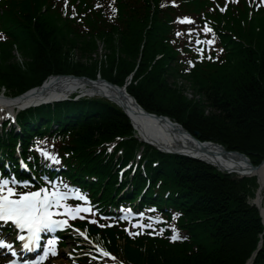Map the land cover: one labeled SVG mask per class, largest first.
Returning <instances> with one entry per match:
<instances>
[{
    "label": "trees",
    "instance_id": "1",
    "mask_svg": "<svg viewBox=\"0 0 264 264\" xmlns=\"http://www.w3.org/2000/svg\"><path fill=\"white\" fill-rule=\"evenodd\" d=\"M183 1L185 4L177 8L169 0H117L115 19L94 14L97 21L90 20V26L77 31L48 0H7L2 4V26L14 39L0 43V87L19 95L52 74L95 79L99 73L123 86L132 75L127 91L146 110L169 115L191 132L200 131L202 141L216 140L228 149L251 155L264 153V111L255 113L263 115L250 122L242 111L251 105V99L264 104V8L254 10L252 18L245 0L227 8L214 0ZM202 11L215 19L214 29L221 34L227 51L212 52L211 61L186 72L187 65L181 62L190 55L183 39L185 31L181 27L177 35L170 22L176 14L192 16ZM95 38L105 42L109 51L106 59L92 58L98 49ZM15 44L23 62L14 58ZM78 51L81 60L74 58ZM87 55L91 59L83 60ZM183 78L193 85L195 97L183 93ZM207 107L211 109L208 114ZM19 123L22 133L16 127L4 132L0 148H13L18 139L29 143L35 135L45 137L57 124L59 130L47 138L63 142V146L54 147L77 171L71 176L75 180L97 176L106 197L117 188L113 170L117 173L119 166L115 161L123 158L127 162L142 146L124 111L99 98L33 108L20 113ZM118 137L124 140L113 152L104 146L97 148ZM145 146L147 177L157 193H151L148 186L142 199L168 203L163 198L166 192L172 201L169 191L180 188L183 198L177 205H185L181 222L189 239L171 243L127 238L120 243L116 229H109L106 248L130 264H246L264 230L259 210L248 203V182L203 161ZM144 178L146 182L143 172L136 171V192L144 186ZM262 239L254 264H264V233Z\"/></svg>",
    "mask_w": 264,
    "mask_h": 264
},
{
    "label": "bare ground",
    "instance_id": "2",
    "mask_svg": "<svg viewBox=\"0 0 264 264\" xmlns=\"http://www.w3.org/2000/svg\"><path fill=\"white\" fill-rule=\"evenodd\" d=\"M248 16L253 18L254 13H251L250 10H248ZM75 91L102 95L103 97H106L107 99H110L123 107L131 117L134 128L136 129L135 132L136 134L138 133L136 138L141 141L142 145H146L145 142H148L151 145H155L156 147H158L161 153H163L164 151H170V153L174 155L178 152H184L189 156V158L198 161V156H200L205 159V161L212 163L213 165L226 172L239 174L248 173L252 175L258 174L261 187L259 188L255 198L253 199V202L261 208V216L264 217V161L259 168H253L248 160L237 154H232V152L226 153L224 148L222 149L220 146H217L214 143H210V141H197L188 129H185L178 123L171 121L169 118L165 119L159 116H149L144 114L136 105L137 99L134 98L133 95L125 92L123 89L119 90L117 87L112 86L101 79L91 81L81 78H75V76H51L40 87L33 88L27 91V93H25V95L21 97H6V99L4 97L5 94H2L3 96L0 97V107L7 105L10 110H13L17 107H24L41 101L53 100L58 96H69ZM160 115L170 117L169 115ZM131 126L133 129L132 123ZM16 144L23 148L28 145L22 140L17 141ZM109 145H111V143H109ZM147 146H149V144H147ZM121 149L123 150V148ZM133 160L134 156L128 159V161H130V164H132L135 168H138L137 162H132ZM18 168H21L23 170L26 169L20 166H18ZM142 169H146L147 172L146 166H143ZM23 170H21V172H23ZM113 173L119 174L114 170ZM146 179L147 181L145 182L144 178L143 183L144 185H146L147 191V186H149L150 188L153 181L150 177H147ZM150 192L153 194L157 193V187H151ZM166 194L168 193L166 192ZM169 196L170 200L172 201L168 202L172 206L173 210H170L165 205L161 207L165 222H163L160 217L159 220L165 226H167L168 228L171 227L175 231L173 233L164 235L160 240H166L171 243H175L179 242L178 239H171L175 232L178 231V233H183L188 238L190 235L181 222L182 217L186 215L182 210L185 205L184 207H180L179 205H177L183 198L182 190L175 187L169 191ZM174 212L176 213L175 217H173ZM173 225L175 226V228L172 227ZM63 234L64 231L60 233V235Z\"/></svg>",
    "mask_w": 264,
    "mask_h": 264
},
{
    "label": "snow or ice",
    "instance_id": "3",
    "mask_svg": "<svg viewBox=\"0 0 264 264\" xmlns=\"http://www.w3.org/2000/svg\"><path fill=\"white\" fill-rule=\"evenodd\" d=\"M175 2V0H173ZM264 3V0H261ZM224 10L223 8L221 9ZM182 22H191V17H181ZM192 29H189L191 32ZM204 32L211 33L213 29L205 26L203 29ZM180 35V33H177ZM189 39H192L189 36ZM196 43H215V39L212 40L205 39L203 41L197 39ZM202 51V49H201ZM223 51V49H221ZM51 156V154H47ZM55 159V158H53ZM20 183V182H18ZM23 184L27 185L28 181H22ZM12 180L9 178H0V221L8 222L12 221L19 229H27V239L25 235H18L17 239L20 241L26 242L23 244L24 248L40 247L41 233L48 230L54 229L56 227H64L67 225V219H57V210L63 206L65 215H71L75 218L80 211L91 212V207H83L80 205H70L65 201L68 198L67 192H62L59 188H52L49 191L46 187H41L36 191H23L17 192L16 188L11 186ZM84 200H87L86 196L81 197ZM143 215V213H141ZM175 228V226H172ZM77 232L80 230L77 229ZM180 238L178 231L174 233L171 239L176 240ZM58 239L53 238L48 240V245L51 246ZM0 247L12 248V244L9 243L6 239L0 238ZM97 249L105 257H111L116 259L114 254L110 251H107L104 248H101L99 245L96 246ZM14 251V249H13ZM49 254V248H45L44 257L46 258ZM53 254H57L53 250ZM9 264H15V261H10ZM120 264H123L121 261Z\"/></svg>",
    "mask_w": 264,
    "mask_h": 264
},
{
    "label": "rangeland",
    "instance_id": "4",
    "mask_svg": "<svg viewBox=\"0 0 264 264\" xmlns=\"http://www.w3.org/2000/svg\"><path fill=\"white\" fill-rule=\"evenodd\" d=\"M97 46V45H96ZM83 53H87V51H82ZM109 51H106V48H105V45H104V43H100L99 44V50L97 51V57H102V58H105V54H107ZM13 54H15V55H18L19 54V52H18V50L16 49V48H13ZM81 52H77V53H75L74 54V58H76L77 60H81L82 58H81ZM20 55V54H19ZM91 56L90 55H87V56H83V58L84 59H89ZM106 81H108V80H106ZM180 82H182V83H180V84H182V85H184L185 87H184V89H183V93L184 94H186L189 98H193V97H195L196 96V94L194 93V91H192L193 89V85L191 84V83H189L188 81H180ZM115 85V84H114ZM116 86V85H115ZM118 87V89L119 90H124L125 92H127L123 87H119V86H117ZM122 88V89H121ZM124 92V93H125ZM78 93H80V94H82L81 96H93V97H96V98H99V99H102V100H106V101H108L109 103H111V104H113V105H118L117 103H115V102H113L112 100H110V99H107L106 97H103L102 95H97V94H92V93H88V92H80V91H78V92H73L72 94H70L69 96L68 95H62V97H56V98H54L53 100H48V101H46L43 105H39V106H47V105H49V104H51V103H53V102H61V101H63V100H68L71 96H79L80 94H78ZM128 93V92H127ZM2 94H3V92L0 90V97L2 96ZM19 97V96H18ZM252 100V103H251V105L250 106H248L247 108H244V109H242V111H243V115L244 116H246L244 119L246 120V121H251L252 119L251 118H253V119H257V118H260L263 114H259V115H254L255 113H257V112H263L264 111V104L263 103H260V102H258V101H256V100H254V99H251ZM242 104V103H241ZM39 106H37L36 108H38ZM119 106V105H118ZM142 109H143V107H142ZM207 109V111H206V114H208V112H210V108H206ZM140 111H142L144 114H146V115H149V116H159V117H163V118H165V119H167V118H169L171 121H173V122H175V123H178L177 122V120H175V119H173L172 117H167V116H162V115H160V114H158V113H156V112H151V111H148V110H146V112L145 111H143V110H141V109H139ZM10 113V112H9ZM1 118H0V121H1V119H4L6 116L4 115V113H1ZM5 116V117H4ZM13 123H14V120L13 119H11L10 120V124H12L13 125ZM181 126H183V127H185L183 124H180ZM186 128V127H185ZM187 129V128H186ZM191 132V131H190ZM198 133H200V131H198V130H195V131H193V132H191V134L193 135V137H197V139H198ZM137 135H138V133H137ZM199 141H201L200 139H198ZM209 141H210V143H214L215 145H217V146H220L221 147V143H219V142H217L216 140H210V139H208ZM222 148V147H221ZM227 148V147H226ZM225 148V152L226 153H231V152H229L227 149ZM223 149V148H222ZM229 150H237V149H229ZM232 154H237V155H239V156H241V154H244V156L245 157H243V156H241V157H243L244 159H246V160H248L249 162H250V164H251V166L253 167V168H259L261 165H262V163H263V161H264V153L261 151V152H253L252 153V155L251 154H249V153H247V152H244V151H241V150H237V152H232ZM259 159V160H258ZM205 160V159H204ZM208 162V161H207ZM210 163V162H209ZM214 167H216L217 168V170H219V172H221V173H224V174H229L228 172H226V171H224V170H221L220 168H218L217 166H215V165H213ZM232 176H233V178L234 179H236V178H238V179H243V180H245L246 182H248V184H249V194L247 195V200H248V203H250L251 205H254L255 203L253 202V199L255 198V196H256V194H257V192H258V190H259V188L261 187L260 186V182H259V175L258 174H254V175H252V174H248V173H245V174H239V173H230ZM252 191V192H251ZM256 205V204H255ZM260 209V208H259ZM261 222H262V225L264 226V220H261ZM263 233H264V230H263V232L260 234V237H261V239H262V236H263ZM263 240V239H262ZM71 252L72 250L70 249V247H67V252ZM251 258H252V260H254L255 259V256H254V251H253V253H251ZM251 260V261H252ZM69 262H70V260L67 258V257H65L64 258V260H59V261H57V264H69Z\"/></svg>",
    "mask_w": 264,
    "mask_h": 264
},
{
    "label": "water",
    "instance_id": "5",
    "mask_svg": "<svg viewBox=\"0 0 264 264\" xmlns=\"http://www.w3.org/2000/svg\"><path fill=\"white\" fill-rule=\"evenodd\" d=\"M80 78H83V77H80ZM84 79H85V78H84ZM241 156L245 157V156H244V154H241ZM251 260H252V259H251ZM251 262H252V261H250V263H249V264H251Z\"/></svg>",
    "mask_w": 264,
    "mask_h": 264
}]
</instances>
